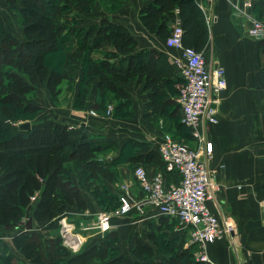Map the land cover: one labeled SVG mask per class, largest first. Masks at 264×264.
Segmentation results:
<instances>
[{
	"label": "crops",
	"instance_id": "crops-1",
	"mask_svg": "<svg viewBox=\"0 0 264 264\" xmlns=\"http://www.w3.org/2000/svg\"><path fill=\"white\" fill-rule=\"evenodd\" d=\"M119 1L121 6L118 10H102L98 14L95 11L97 5H100V0L94 1L95 5L90 12H85L75 5L76 10L70 9L71 16L76 14L73 28H87L106 19L124 26L136 38L137 46L132 55L146 49L163 53L164 58L158 63H161V69L171 72L172 80L170 89L165 88L163 91L166 99L173 102L169 109H173L181 119L182 111L176 103V96L182 79L174 67L180 50L168 47L164 39L149 33L141 25L138 10L152 0ZM194 1L202 10L207 27V37L200 51L210 66L215 62L223 65L227 79L226 88L218 95L217 104L213 105L217 122L208 125L204 130L205 138L212 143L213 149L207 163L211 177L218 187L215 198L208 201V206L220 221L230 222L234 227L230 236L207 244L205 252L208 261L203 263L264 264V221L261 207L264 203V63L261 62L264 61V54L257 47L258 41L247 34L250 27L249 17L234 7L240 6L244 0H213L211 3L205 0ZM249 1L252 6L246 9V13L252 18L256 15L264 19V0ZM18 10V4L8 5L5 0H0L1 31L12 34L22 42L25 38L18 23ZM10 17L14 21L7 23L6 19ZM79 40L80 38L72 36L66 43L69 45L66 51L73 58L80 57L75 50ZM108 48L105 46L93 55L100 59ZM72 71L73 68L63 70L65 78L60 85L61 92L57 100L52 99L45 85H40L35 92L25 97L26 102L40 108L31 121L32 127L38 128L50 120L66 123L70 140L60 152L66 165L69 160L74 159L71 158L74 147L84 137L86 141L100 148L96 153L98 160L109 164L111 169L116 167L120 172L117 175L116 170L112 169L115 174L113 180H93L89 178L82 162L75 159L86 172L90 183L100 182L98 185L94 184L98 187L95 190L100 197L94 196L92 189L80 183L79 177L73 172L70 173L71 181L79 189L88 207L85 210L68 207L65 219L74 218L75 223H82L85 227L82 232H85L88 239L79 252L67 256L66 264H73L69 262L74 259H78V264H101L97 256H90L87 261L80 259L92 248L98 249L109 235L114 237L109 245L112 259L125 256L134 260L132 251L136 239L139 238L147 250L145 255L161 260L165 256L163 247L149 238L150 224L156 225V219L161 216L154 207H146L141 215L133 211L126 216L111 217L110 229L107 232L92 227L95 212L101 208L104 200L118 202L120 190L114 187L115 178L119 176L118 178L127 182H134V169L133 172L130 171L129 165L134 168L142 165L149 174L163 170L159 163L141 159L144 158L145 149L157 150L165 134L155 123L154 117L146 116L150 113L146 106L147 92L143 91L142 84L136 81L121 85L129 95V103L122 109L127 115L122 118L119 117V112L114 110L117 101L113 99V95H101L96 82L90 81L84 84L88 90L80 107H77L75 104L81 76L72 74ZM108 106L112 107L111 116H105L101 112ZM90 110H96L97 113L91 114ZM128 111L130 113H127ZM117 113L118 115H115ZM187 141L191 146L195 145L189 138ZM176 178L168 174L166 182L172 183ZM26 221L27 218H24L18 226L11 228L0 226V254L10 257V264H34L15 247L13 237L17 234L26 232L30 236L33 233L41 243L45 255L51 242L54 247L58 245L55 233L50 232L51 225L27 226ZM170 232L160 229L156 231V235L159 236L160 242H167L174 235L183 238L180 232L173 235H170ZM181 240L183 248H190L194 260L198 261L194 254L197 251L196 246L190 244L187 239Z\"/></svg>",
	"mask_w": 264,
	"mask_h": 264
},
{
	"label": "trees",
	"instance_id": "trees-1",
	"mask_svg": "<svg viewBox=\"0 0 264 264\" xmlns=\"http://www.w3.org/2000/svg\"><path fill=\"white\" fill-rule=\"evenodd\" d=\"M68 1L85 12H90L94 6V0H5L8 5H19L18 23L25 38L21 42L12 34L2 32L0 19V48L4 52L0 61V226L7 228L18 226L24 218H27V226H49L64 217L70 206L80 210L88 207L69 177V166L60 155L70 140L68 125L50 120L33 128L31 121L40 108L25 100L40 85H45L52 99L57 100L65 74L59 68L61 59L53 53L65 49L67 33L80 38L75 50L83 61V84L95 81L101 95L111 93L117 101L115 112L129 103V95L121 85L136 81L147 92L146 106L150 113L146 116L154 117L155 121L159 118L167 123L174 121L175 127L187 131V139L191 140L181 119L169 109L173 102L166 99L163 91L170 89L172 83L171 72L161 69L158 63L164 58L163 53L146 49L132 55L137 46L136 38L124 26L106 19L87 28L67 26L66 21L76 19L67 9ZM110 3L119 6L121 1L111 0ZM138 18L149 33L164 40L178 18L183 28V44L199 51L207 37L204 15L194 0H152L140 7ZM255 40L264 54V38ZM33 46L39 50H32ZM105 46L109 50H105L100 59L96 58L93 53ZM23 122H30V128H22ZM171 124L169 130L173 128V122ZM99 149L82 137L71 158L82 162L90 179L113 180L115 174L110 165L96 158ZM143 157L141 159L162 165L156 149H145ZM156 222V225L150 224L149 238L163 247L165 256L161 260L146 256L147 250L139 238L132 251L134 260L125 256L106 260V254L99 258L111 264H205L194 260L192 251L183 248V238L178 235L160 242L156 231H171L174 221L161 215ZM113 239L109 235L101 245L109 247ZM13 243L34 264L59 263L55 253L57 246L51 242L45 255L33 233L15 235ZM101 245L97 252L101 251ZM93 251L92 248L85 253V259L80 261L91 258ZM1 261L7 264L10 257L4 256ZM73 262L79 263L78 259L70 260Z\"/></svg>",
	"mask_w": 264,
	"mask_h": 264
},
{
	"label": "built area",
	"instance_id": "built-area-1",
	"mask_svg": "<svg viewBox=\"0 0 264 264\" xmlns=\"http://www.w3.org/2000/svg\"><path fill=\"white\" fill-rule=\"evenodd\" d=\"M205 1L211 3L213 0ZM251 6L249 0H244L240 6L234 5L252 22L247 31L248 36L262 39L264 26L246 13V9ZM182 36L183 28L177 18L165 44L180 50V56L174 61L177 74L182 79L176 103L182 111L181 122L188 129L195 145L191 146L165 133L157 147L163 170L149 174L142 165H137L134 168V182H126L122 186L115 216H126L133 211L141 215L146 207H154L160 215L173 220L174 229L185 233L189 243L196 246L195 259L207 262V244L234 232L233 225L220 221L208 206V201L215 198L218 187L207 163L212 154V143L204 135L205 128L217 122L213 105L217 104L218 95L226 88L227 79L223 65L218 62L211 66L207 64L203 52L185 46ZM111 110V106L106 108L107 113ZM168 174L178 179L167 183ZM261 207L264 221V203ZM111 217L109 213H99L92 227L101 232L109 231ZM60 220L64 231L69 234V240L72 243L80 242L78 235H70L66 228L69 222L65 221V217ZM78 225L85 228L82 223Z\"/></svg>",
	"mask_w": 264,
	"mask_h": 264
},
{
	"label": "rangeland",
	"instance_id": "rangeland-1",
	"mask_svg": "<svg viewBox=\"0 0 264 264\" xmlns=\"http://www.w3.org/2000/svg\"><path fill=\"white\" fill-rule=\"evenodd\" d=\"M110 1L111 0H100V2H99L100 5L99 6L97 5L96 11H95L96 14L101 13L102 10H105V11L108 10V11L113 12V11L118 10L120 8L121 3H120L119 6H114L113 4L110 3ZM75 8H76L75 5L73 3H71L70 1H68L67 9L68 10H70V9L71 10H73V9L76 10ZM75 15L76 14H73V17ZM254 18L258 20V21H256L257 23L260 22V24L264 26V19L261 16H256L255 15ZM13 21L14 20L11 19V17L6 19L7 23L8 22H13ZM73 21L74 20L66 21L67 26L74 27L73 26V24H74ZM250 25H252L251 20H250ZM72 36H74V35L71 32L66 34V37H65L66 38V43H67V41H69L71 39ZM66 43L64 44V46H66L65 49L67 50V47H69V45H66ZM33 48L34 49H32V50H39V47L33 46ZM65 49L64 48L60 49V50L54 52L53 55L56 56L57 58L61 59L60 63H59L60 64L59 65L60 69H62V70H64V69L70 70V68H73L72 74L81 76V79H80L79 85H78L79 86V93H78V96H77V102L75 104V106L80 107V105L82 103V98L85 97V93H87V90H88V89H86V91H83L84 87L86 88V86H84L83 81H82V79H83V77H82L83 76V70H82L83 61H82V59L80 57L73 58L71 55H69V53H67V51ZM3 54H4V52H3L2 48H0V61H2V55ZM261 57H263V56H261ZM261 62L264 63V61H261ZM72 65H74L75 67H73ZM159 65L161 66V63ZM181 86H182V83L179 84V88L177 89L178 91H179ZM101 112L105 116L113 115V113H112L113 111H111L110 113H107L106 112V108L104 110H102ZM90 113L91 114H96L97 111L96 110H90ZM127 113H130V112L128 111ZM115 115H118V113L115 114ZM125 115H127L126 111L121 110V112H119V117L125 118ZM175 116H176V118L179 119V115H175ZM171 122H173V128H171V130H169L168 127L170 128V126L172 125ZM155 123L159 125L160 129L163 132H165L166 134H169L172 138L178 139V140L183 141L185 143H188V141H187L188 132L187 131L185 132V131L181 130L180 128L178 129L177 127H175V122L174 121H170L169 123H167L166 120L161 119V120L155 121ZM68 166L70 168V173L73 172L76 176H78L79 177L78 181L80 183H83V185L86 186L87 188H90V190L92 189L93 192L95 193L94 196L98 197L99 195L96 194V190H95L98 187L97 186L95 187L94 184L96 183L98 185L100 182L99 181L98 182L95 181V183H90L91 181H88V179H87V177L85 175L86 172L83 169H81V167H80L79 163L77 162V160H75V159L69 160ZM112 169L116 170V174L119 175L118 174L120 172L119 169L117 170L116 167H114ZM128 169L133 172L134 166H130L129 165ZM118 177L115 178V181L113 183L115 184L114 185L115 189H119L120 193H121L122 186L127 181H125L123 178H118ZM137 195H140V193H137ZM100 206H101V208L98 209L95 212V216H94L95 218L98 216L99 213H103V212L109 213L113 217V216H115V211H116V209L119 206V202L113 203L111 201L106 202L104 200L102 202V205H100ZM79 212L83 213L82 211H79ZM60 219H58L57 222L52 224L49 227V229H50L51 233H53V234L55 233V236L58 239V245L56 247L57 249H56V252H55L57 254V256H58V260H59L58 264H66L67 256H70L73 253L79 252L85 246L86 240L88 238H87V236H85V232H82V228L77 223H75L76 220L74 218L73 219L67 218V219H65V221L69 222V223H68V226H66V228H68V230L70 232V235L71 234H75V235H78L79 238H80V242L72 243V240H69V234L64 231V227H63L62 222H61ZM65 221H64V223H65ZM73 222L75 223V225L73 224ZM173 233L176 234V233H178V231H176L174 229V227L172 226L170 235H173ZM182 237H183V239H187V241H188V238H187L186 234H183ZM100 250H101L100 252H97L98 250L94 249V251L92 252L93 253L92 257H95V258L98 257L97 260H99L101 262V264H111V263H106L107 261H105L104 259H100L99 258L100 255H105L106 254L105 255L106 260H110V258L113 256V254L110 252L109 247L108 246H103V244H102L101 247H100ZM87 256H88V254H87ZM3 257L4 256H1V258H0V264H2L1 260H2ZM85 257L86 256H83L81 258V260L85 259ZM8 262H10V261H8ZM74 263L75 262H73V264ZM7 264H9V263H7Z\"/></svg>",
	"mask_w": 264,
	"mask_h": 264
},
{
	"label": "water",
	"instance_id": "water-1",
	"mask_svg": "<svg viewBox=\"0 0 264 264\" xmlns=\"http://www.w3.org/2000/svg\"><path fill=\"white\" fill-rule=\"evenodd\" d=\"M22 128H30V122H23L21 125H20Z\"/></svg>",
	"mask_w": 264,
	"mask_h": 264
}]
</instances>
